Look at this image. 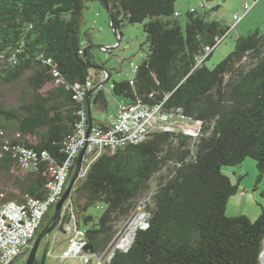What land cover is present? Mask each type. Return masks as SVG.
I'll return each instance as SVG.
<instances>
[{
  "label": "trees",
  "instance_id": "1",
  "mask_svg": "<svg viewBox=\"0 0 264 264\" xmlns=\"http://www.w3.org/2000/svg\"><path fill=\"white\" fill-rule=\"evenodd\" d=\"M88 1L0 0V194L6 193L1 184L12 181L22 196H47L51 164L64 162L80 112L90 106L94 125H106L92 113L108 111L109 84L123 101L162 103L166 112L201 122V129L197 136L154 129L142 142L103 152L78 177L67 199L70 209L62 211L63 230L74 214L87 242L106 251L155 175L167 170L144 202L148 227L138 228L132 245L105 264H263L264 208L255 219L229 215L239 183L223 168L251 157L257 181L264 177V30L238 37L233 51L210 68L206 62L231 29L213 16L220 4L210 12L190 9L183 24L176 0H101L122 38L123 27L144 24L147 49L132 77L110 83L109 68L110 80L91 94L108 73L97 67L92 30H83ZM88 80L93 87L79 101L74 84ZM1 89L17 90L15 101ZM16 145L38 154L47 150L50 159L25 169L13 155ZM7 195L5 200L17 198ZM94 207L102 212L89 213ZM54 211L37 234L52 223Z\"/></svg>",
  "mask_w": 264,
  "mask_h": 264
},
{
  "label": "built area",
  "instance_id": "2",
  "mask_svg": "<svg viewBox=\"0 0 264 264\" xmlns=\"http://www.w3.org/2000/svg\"><path fill=\"white\" fill-rule=\"evenodd\" d=\"M259 0H254L252 4L244 2L243 8L245 16ZM204 0L202 8L211 11L215 5L209 6ZM191 10H196L194 7ZM243 16L235 14L234 20L239 22ZM223 41V39H222ZM211 49L208 50L209 54ZM206 56L199 58L201 62ZM138 66L134 67V71ZM58 75L56 69L53 70ZM133 82V80H132ZM92 80L86 83H75V98L82 101L87 97L89 90L93 87ZM112 88V85H110ZM80 119L75 127L73 134L67 140L65 145L66 157L64 162L51 164L52 179L47 182V196L43 198L33 197L27 194L23 201L4 200L0 194V264H9L22 251L32 243L37 237L39 228L49 211L63 197L68 183H70L71 175L77 167L79 154L85 149L83 155L81 169H79L78 177L83 178L88 169H90L94 160L103 152H114L121 149L128 143H138L146 140L151 130L162 131H183L192 136H197L201 129V122H191L189 119L163 110V104L148 105L142 102L121 101L118 110L111 115L106 125L90 126V118L87 112H80ZM6 149L8 146L5 147ZM13 155L18 157L23 168L33 169L37 166L40 159H50L49 152L43 150L40 154L31 147L25 145L14 146ZM67 202V201H66ZM69 202L64 206V211L69 208ZM144 213L138 214L140 209ZM63 211V212H64ZM62 212V215H63ZM149 214L145 209V204H141L135 213L129 218L125 226L122 227L115 239L110 243L104 252H96L95 254L87 253L84 249L86 238V229L78 224L74 214L69 217V224L66 230L69 234L67 247L61 254V259L65 260L71 256H78L83 259L84 264H92V256H96V262L101 264V260L109 261L116 250H127L134 242L136 230L138 228L148 227ZM138 221L139 226H133ZM136 223V224H137ZM129 227L132 229L129 231ZM128 231L124 236L123 232ZM123 236V237H121Z\"/></svg>",
  "mask_w": 264,
  "mask_h": 264
},
{
  "label": "rangeland",
  "instance_id": "3",
  "mask_svg": "<svg viewBox=\"0 0 264 264\" xmlns=\"http://www.w3.org/2000/svg\"><path fill=\"white\" fill-rule=\"evenodd\" d=\"M201 1L202 0H176L177 14L180 16L183 24L185 23V15H187V12L192 7L198 11H202ZM244 1H250L251 4L253 2V0H216V2L220 4V7L215 18L221 20L222 23L226 25L230 24L229 26L231 29L223 38L222 43L216 46L213 55L206 62V65L210 68L216 66V64L225 59L233 51L234 46L236 45V40L239 36L237 35L236 30L231 34L230 31L233 30L232 24L235 21V14L240 16L244 14ZM259 8L260 6H257L254 9V12L258 11ZM257 16L258 17H256L255 20H259V18L262 17V13H258ZM84 20L85 24L83 30H92L95 38V46L91 48L95 60L99 62V64L104 62L106 67L110 68L113 72L110 83L115 79L122 80L132 77L135 74L134 67L138 66L146 55L147 45L145 42L147 41V37L143 29L144 24L134 23L123 27L122 41L120 43L117 42V36L111 28L109 11L101 0H89L87 2V9L84 12ZM261 29L264 30V26ZM99 46H105V48ZM108 87L109 84L106 86L107 90H109ZM1 91H4L6 96H8L9 102L15 101L17 90L12 91L11 93L6 91V89H1ZM107 95L109 109L108 111L97 110L94 116L97 121H106L107 116L110 114L112 115V113L117 110L118 100H122V98L112 95L109 91ZM223 170L232 178L233 182L237 183L238 180L240 181L236 194L228 201L227 213L231 216H236L242 212L250 215L251 219L260 216L262 213V207L264 208V177L261 181H257V174H259V172L254 158L249 157L244 159L239 166H224ZM166 171L167 170H164L155 175L152 180L151 190L142 197L141 204H144V202L148 204L151 201L152 194L158 185V180ZM100 212H102L101 208L94 207L89 213L99 215ZM142 213H144V211L141 208L138 214L140 215ZM137 222L138 221H136L133 226H139L140 224ZM131 229L132 228L129 227V231ZM65 232L67 231L57 227L50 235L52 236V239H50V249L53 252V258L57 259V264L61 263V259H59L60 255L63 254V251L68 245ZM127 233L128 231H124L123 235L125 236ZM106 258L101 260V264H104ZM92 259V264H98L96 262V256H92ZM62 264H84V262L81 257L71 256L64 260Z\"/></svg>",
  "mask_w": 264,
  "mask_h": 264
},
{
  "label": "water",
  "instance_id": "4",
  "mask_svg": "<svg viewBox=\"0 0 264 264\" xmlns=\"http://www.w3.org/2000/svg\"><path fill=\"white\" fill-rule=\"evenodd\" d=\"M106 7H107L109 14H110L111 26H112L111 28L114 31L115 35L117 36V39H118L117 42L120 43L122 41V35H121L119 29L117 28L118 26L116 24V19L111 14L112 10L110 8H108V6H106ZM99 47L105 48V46H99ZM97 67H99L100 69H103L106 73L109 72L108 71L109 68H107L106 65L99 64V65H97ZM109 80H110V73H108V76L103 81L98 83L97 86L92 91H90V93L92 94L95 90L100 88L103 84L107 83ZM88 114L90 117L89 129H91V126H93V121L91 119V108H90V106H89ZM84 154H85V149L82 151L81 154H79L78 161H77V167L74 169L73 176L71 178L70 183L67 186V189H66L63 197H61V199H59V201L55 205V211H54L52 223H49L48 225L44 226L41 229L39 235L35 239L34 245L31 249V252L29 253L26 264H40L39 260L37 259V253H38L39 246H40L42 240L45 238H47L46 239V241H47L46 250L44 253V259H46L47 253L50 251V239H51L50 235H51V233L54 231V229L57 228V225H59V229H63V226H62L63 224H61L62 211H63L64 205H65V202L67 201V199L71 196V194L73 192V188H74L75 183H77L78 172H79V169H81ZM84 249H85V251H87V253H90V254H95L97 252V250L94 248L92 243L87 242V241L85 242ZM13 260L9 264H14ZM41 264H45V261L43 260V262ZM263 264H264V262H263Z\"/></svg>",
  "mask_w": 264,
  "mask_h": 264
},
{
  "label": "crops",
  "instance_id": "5",
  "mask_svg": "<svg viewBox=\"0 0 264 264\" xmlns=\"http://www.w3.org/2000/svg\"><path fill=\"white\" fill-rule=\"evenodd\" d=\"M204 0H202L201 1V4H202V2H203ZM254 1V0H253ZM244 2H247V1H244ZM244 2H243V4H244ZM250 2V1H249ZM217 4V2L216 1H214V2H212V4H209V6H211V5H216ZM257 6H260V8H259V10L258 11H256V12H254V9L257 7ZM193 8V7H192ZM244 9V8H243ZM202 10H206V11H208V12H210V10L208 9V7L206 8V9H203L202 8ZM219 10V9H218ZM262 13V17L261 18H259V20H255V18L256 17H258L257 15H258V13ZM217 13H218V11L217 12H215V13H213V16L215 17V15H217ZM244 13H245V10H244ZM244 14H242V16H243ZM245 20V21H244ZM244 21V22H243ZM230 25V24H229ZM263 26H264V0H259V2H257L256 4H255V6L245 15V16H243L242 17V19L239 21V22H237L236 20L234 21V23L232 24V29L233 30H231L230 31V34L234 31V30H236L237 31V35L240 37V36H242V35H245L247 32H249V31H254V30H257V29H261V28H263ZM213 53H214V51H213ZM213 53H212V55H213ZM211 55V56H212ZM109 90H107V92L109 91L110 92V85H109ZM121 101H123V100H121ZM120 100H118V103H117V110H118V105H119V102H121ZM117 110L115 111V112H113L112 113V115L113 114H115L116 112H117ZM95 112L96 111H94L93 113H92V115H93V117L95 116ZM111 116V114L110 115H108L107 116V118H106V121H104L105 123H107L108 122V119H109V117ZM238 183H240V181L238 180ZM240 185V184H239ZM1 187H3V189H6V193H1L2 195H3V198H5V195L6 194H8L7 196H13V195H15L17 198V200H20V199H23L24 200V198H25V196L27 195H23L22 196V193H21V190L16 186V184H14V183H12V181H6L4 184L2 183L1 184ZM16 199H14V200H16ZM5 200V199H4ZM16 200V201H17ZM22 200V201H23ZM17 202H21V201H17ZM239 214H242V212L241 213H239ZM238 214V215H239ZM249 217H250V215H249ZM67 231V230H66ZM66 233V237H67V240H68V238H69V234H68V232H65ZM59 259H61V255H60V258ZM56 261H57V259H55ZM66 260V259H65ZM64 260H62L61 259V263L60 264H62V262H63Z\"/></svg>",
  "mask_w": 264,
  "mask_h": 264
},
{
  "label": "flooded vegetation",
  "instance_id": "6",
  "mask_svg": "<svg viewBox=\"0 0 264 264\" xmlns=\"http://www.w3.org/2000/svg\"><path fill=\"white\" fill-rule=\"evenodd\" d=\"M49 223L46 222L44 226L48 225ZM61 224H63V222L61 221ZM60 224V225H61ZM69 224V220H67V225ZM64 225V224H63ZM42 227V228H43ZM57 227H59V225H57ZM41 228V229H42ZM40 229V231H41ZM39 235V234H38ZM37 235V236H38ZM47 238L43 239L40 246H39V250H38V253H37V259L39 260L40 264L43 262V260L45 261V264H57V261L55 260V258H53L52 256V250L50 249V251L47 253V256H46V259H44V253H45V250H46V241ZM51 239H52V236H51ZM34 242H35V239L32 241L31 244H29L23 251L22 253H20L16 258H14L13 262L14 264H26L27 262V258L29 256V253L31 252V249L34 245ZM51 245V244H50ZM51 248V246H50Z\"/></svg>",
  "mask_w": 264,
  "mask_h": 264
},
{
  "label": "bare ground",
  "instance_id": "7",
  "mask_svg": "<svg viewBox=\"0 0 264 264\" xmlns=\"http://www.w3.org/2000/svg\"><path fill=\"white\" fill-rule=\"evenodd\" d=\"M263 262H264V260H263Z\"/></svg>",
  "mask_w": 264,
  "mask_h": 264
},
{
  "label": "clouds",
  "instance_id": "8",
  "mask_svg": "<svg viewBox=\"0 0 264 264\" xmlns=\"http://www.w3.org/2000/svg\"><path fill=\"white\" fill-rule=\"evenodd\" d=\"M69 184V183H68ZM38 235V234H37Z\"/></svg>",
  "mask_w": 264,
  "mask_h": 264
}]
</instances>
